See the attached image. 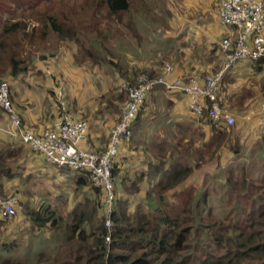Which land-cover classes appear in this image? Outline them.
<instances>
[{"label": "trees", "instance_id": "1", "mask_svg": "<svg viewBox=\"0 0 264 264\" xmlns=\"http://www.w3.org/2000/svg\"><path fill=\"white\" fill-rule=\"evenodd\" d=\"M153 3L163 6L164 0H84L79 6L72 0H55L54 4L52 0H0V81L5 76L10 79L24 76L35 50L41 44H49V35L53 33L56 38H53L54 44L47 57L56 56L63 48L75 44L74 61L78 67L87 62L88 67L97 66L101 71H111V75L119 74L120 84H114L101 95L106 109L118 111L125 102L121 83L134 85L136 76L145 71L138 72L131 67L129 73L125 67L115 19L121 18V12L130 7H152ZM155 17L152 23L160 28L168 27L165 15ZM154 77L151 73L150 78ZM10 99L14 105L11 90ZM143 118L139 110L131 126L133 132ZM21 123L27 126L22 117ZM211 133L212 141L204 142L203 150L212 149L211 145L216 147L217 141L226 135L224 129L214 127ZM13 138V144L20 148H12L9 144H2L0 148V194L3 197L8 194L2 190L1 178L14 176L13 166L7 159L13 157L11 163L15 162L21 151L17 144L21 139ZM164 162L160 160L161 165ZM155 168L152 173H160L156 182V206L147 212L137 207L129 213L126 201L117 199L114 189L116 198L109 230L99 209L102 203L99 188L91 187L97 193L94 199L84 197L75 203L70 219H65L50 205L32 208L29 199L24 201V191L14 190L11 194L21 195L15 212L19 214L22 206L33 229H57L61 244L53 255L41 252L34 262L5 258L0 264H264V175L248 178L244 168L238 175L229 171L225 187L232 211L217 216L208 203V192L203 190L197 194L185 183L191 170L189 165L173 160L166 168L158 165ZM117 170L114 160L113 182ZM74 171L78 187L90 183L88 171ZM261 171L264 174V168ZM176 189H180L177 198L167 201L164 192ZM108 234L110 242L106 244ZM1 245L5 250L13 249L17 241Z\"/></svg>", "mask_w": 264, "mask_h": 264}, {"label": "crops", "instance_id": "2", "mask_svg": "<svg viewBox=\"0 0 264 264\" xmlns=\"http://www.w3.org/2000/svg\"><path fill=\"white\" fill-rule=\"evenodd\" d=\"M261 1L264 4V0ZM206 3L208 0H168L165 7L153 3L152 7H130L126 12L122 11V17L115 19V23L120 31L121 41L118 43L122 45L121 53L128 72L133 67L138 72L144 70L149 75L154 73L156 77L164 76L172 80L177 77L201 78L203 71L218 70L223 63V56L218 46L214 50L210 44L218 41L223 29L218 25L216 7L206 12ZM156 15H165L169 27L160 28L152 23ZM225 30V36L232 32L227 27ZM76 53L75 44H70L56 56L48 57L45 63L49 62V65L44 66L41 61L42 64L39 63L35 70L24 72V81L23 76L10 79L13 102L24 123L40 131L57 119L54 89L62 87L70 114L76 118L89 117L88 134L82 144L87 142L103 150L107 144V138L105 140L103 135L108 137V131L118 116L106 109L100 96L112 84L119 85L121 78L116 72L111 75V71H101L97 66L88 67L87 62L78 67L74 61ZM166 63L172 66V71L165 74L162 66ZM165 92V102L161 98L145 107L144 118L135 126L131 142L119 144L116 156L117 186H121L123 181L129 183V180L138 185L148 180L149 185H156L160 177V173H152L156 165L166 168L173 160H186L189 145L193 150L203 152V144L212 134L210 124L189 111L188 97L184 93L175 90ZM95 96L99 98L95 99ZM263 102L264 59L233 62L225 74L220 92L221 105L235 117L234 125L227 131L233 139L242 142L243 138L249 139L246 136L250 130L262 129L264 115L260 114V106ZM244 115L247 117L243 118ZM4 123L0 124V148L2 144L20 148L13 144V137L16 136L11 137L2 130L7 125V119ZM17 144L21 146V151L15 162L11 163L13 157L7 159L8 164L13 166L14 176L1 178L2 190L6 194L11 195L14 190L27 191L29 194L24 197V201H32L33 191H55L53 198L56 201H53L68 208L67 213L61 214L65 215V219H70L71 209L78 202L77 192H84L83 198H95L90 184L82 187L76 185V172L73 169L51 165L42 155L32 152L27 144L21 141ZM160 160L165 161L164 164L161 165ZM180 165L184 164L180 162ZM133 166L136 167L134 174L139 182L131 174ZM48 185L55 188L50 190ZM142 190H139V195ZM14 195L18 199L21 196L17 193ZM46 205L56 209L54 204H45L44 200L40 201L38 208ZM3 222L5 220L0 216V224Z\"/></svg>", "mask_w": 264, "mask_h": 264}, {"label": "built area", "instance_id": "3", "mask_svg": "<svg viewBox=\"0 0 264 264\" xmlns=\"http://www.w3.org/2000/svg\"><path fill=\"white\" fill-rule=\"evenodd\" d=\"M218 17L220 24L232 28L233 32L219 42V48L225 57L221 67L201 78L189 77L184 80L177 77L168 80L164 76L150 78L142 73L138 75L136 84L123 83L121 87L126 99L118 120L110 129L108 142L103 150H98L87 142L82 144L88 134L89 122L70 114L64 92L59 86L54 89L57 119L51 126L36 132L32 127L22 126L21 118L10 99L9 85L5 80L0 81V110L9 122V126L5 128L6 133L18 136L51 165L88 171L90 184L100 189L104 225L109 230L116 198L112 181L114 157L118 154L119 144L130 141L132 123L150 89L155 85H162L168 90L175 89L184 93L188 97V107L192 114L200 119H207L214 128L229 130L234 125L235 117L220 103V92L225 74L234 60L264 59V4L261 0H220ZM162 69L166 74L171 72L172 66L166 63ZM260 114L264 115V102L260 106ZM16 202L17 195L3 197L0 194V216L4 220L15 217ZM105 242L109 244V234L105 236Z\"/></svg>", "mask_w": 264, "mask_h": 264}, {"label": "rangeland", "instance_id": "4", "mask_svg": "<svg viewBox=\"0 0 264 264\" xmlns=\"http://www.w3.org/2000/svg\"><path fill=\"white\" fill-rule=\"evenodd\" d=\"M72 1L74 2L76 6H79L81 5V3H83L84 0H72ZM219 1L220 0H210V1L208 0V3L204 4V8L206 12H207V9L209 10V8L213 10V8L216 7L217 9ZM214 2H216L217 6H214ZM54 3H55V0H52V4ZM167 3H168V0H164L162 7H165ZM161 4H162V1L159 5ZM180 5L182 4L180 3ZM4 17H8V14H4ZM217 17H218V11H217ZM209 19H210V16H209ZM217 19L219 21V17ZM34 24L36 25V23ZM218 25L220 26L221 29H223V32L219 36L218 41L215 44H210V47L214 48V50L217 46L219 47L220 40L226 37L225 36L226 26L221 25L220 22L218 23ZM54 37L56 38L55 34L53 33L50 34L49 44H44V45L41 44L37 48V50H35L34 55L32 56L31 60H29L27 63L29 70H35L36 66L39 63L42 64V62L44 66L45 64L46 66L50 64L49 62L45 63V61L47 60L48 58L47 56L51 52L50 47L54 44V41H53ZM214 52L215 51H213V53ZM220 53H221V56L224 57V54L221 50H220ZM43 57L46 60H43ZM224 58H223V62L225 60ZM237 60H250V59H236L233 62ZM258 60H252V61H258ZM203 72L204 73L200 74L201 77H204L205 75L209 73H214L213 71L212 72L203 71ZM144 74L150 77V75L147 72H145ZM22 79L24 81V76ZM4 80L8 83L9 89H10L11 87L10 78L5 76ZM184 80H187V79H184ZM110 87H113V84ZM165 90H168V89H166L162 85H155L152 89H150L146 94V99L143 104V107L140 109L141 113H144L145 107L149 106V104L152 105L154 100H160L161 98H163L162 101L165 102V100H167L165 99V95H166ZM175 91H178V90H175ZM102 96H100V99L101 101H104V98H102ZM124 97H125L124 99H126V94L124 95ZM94 98L98 99L99 97L95 96ZM14 108L16 112L18 113L15 105H14ZM120 110L121 108L118 109V111L115 110V112H113V110L111 111L119 117ZM0 112L2 111L0 110ZM18 115L20 116L19 113ZM245 116L246 115H244L243 118H246ZM5 117L6 115L3 114V112L0 113V124H3L6 121L7 117L6 118ZM80 118L87 119L89 117L82 116ZM204 120H207V119H204ZM8 126H9V122L7 120V125L2 130L5 131V128H7ZM210 128H212L211 125H210ZM110 129L108 131V137H106L105 134L103 135V138L105 140L107 138V142H108V138L110 134ZM230 129L231 127L229 128V130ZM133 131L134 130H132V138L134 136ZM227 131L228 130L225 129L226 135L224 138H222V140L220 138L217 141L216 147L215 145H211L210 147L212 149L205 148L202 152V151L193 150V147L189 145L188 157L186 158V160L184 159L178 160L179 163L181 162L182 164H187L191 168L190 173L185 180V183L193 187L197 194L201 193L203 190H206L208 192L209 194L208 203L213 207V211L216 213L217 216L218 215L222 216L223 214L230 213L232 211L230 210L231 207L228 205L227 200H226L227 199L226 197L227 189L225 187L226 186L225 178L229 175V171L233 170L235 172V175H238L240 170L244 168L248 178L249 176L256 177L257 175L261 177L264 175L261 171L264 168V125H262V129L250 130L246 136V138H249V139L243 138L241 139L243 140L242 142H238V139H233L231 133ZM17 138L19 137L17 136ZM210 138L211 137L207 138L205 142L206 143L211 142L212 139ZM130 142L131 141H129V143ZM125 143H128V142H125ZM235 148L238 150L237 152L234 151ZM114 160L116 161L115 157H114ZM135 168L136 167L134 166L131 168L132 169L131 174L134 180L138 181L137 175L134 174ZM239 174H242V173H239ZM115 176H117V174ZM123 182L124 183L122 185L120 184L121 186H117L116 180H114L113 186H114V189L116 190L117 199L120 198L126 201V207L129 213L137 209V207H139L141 211L147 212L150 208L156 206L158 189L154 183H152V185L151 184L149 185L148 180L146 181L145 184H143V181H142L139 185L136 182H133V181L131 182V180H129V183L126 182V184H125V181ZM48 186L50 190H53L55 188L52 185H48ZM115 190H114V193H115ZM139 190H142V193L140 195H139ZM179 190L180 189L167 190L166 192H164L165 195L169 199L167 200V198L165 197L164 201L175 200L177 198L176 195L177 193H179ZM26 193H29V192H24V197H26ZM53 193H56V192L55 191L52 192L48 190H43L40 193L39 192L36 193L35 191L31 192V194H33L32 196L33 199L32 201H30L31 207L38 208L40 201L44 200L45 204L48 202H51L52 205L54 204V207L56 208L55 210L57 211L58 214L63 215L65 212L67 213L68 208L67 207L63 208L60 204H57V202H55L56 200L53 198ZM34 195L35 196L37 195L36 198H34ZM80 195L82 196L79 200L78 197ZM83 196H85L84 192L82 193L77 192L76 198L78 201H81L83 199ZM99 196H100L99 198L102 199V196L100 194ZM17 202H18V197H17ZM100 204L101 205L99 209H101L100 213L102 214V203ZM24 213L25 211L21 206L19 214L16 213L13 219H10V220L5 219V222H3V224L0 226V262L5 258H10L12 261H17V262H34L38 254L41 252L44 253L45 255H53L61 244L60 234H58V232L56 231L57 229H53L49 227H44L41 229L40 228L33 229L31 228L30 222L28 221V218L26 217ZM11 241H17V247L13 249L5 250L2 247L1 243L11 242Z\"/></svg>", "mask_w": 264, "mask_h": 264}]
</instances>
